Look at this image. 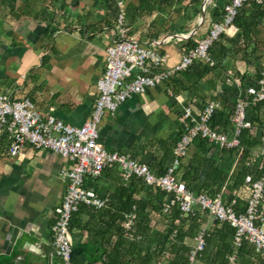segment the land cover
Returning a JSON list of instances; mask_svg holds the SVG:
<instances>
[{
    "label": "crops",
    "instance_id": "0c3cea01",
    "mask_svg": "<svg viewBox=\"0 0 264 264\" xmlns=\"http://www.w3.org/2000/svg\"><path fill=\"white\" fill-rule=\"evenodd\" d=\"M227 1L184 0L186 5L182 7L181 14L186 17L181 16V25L177 31L181 39L163 37L152 27L147 32L145 26L134 24L129 28L127 26V35L142 42L145 41L142 40L144 34L158 35L160 48L168 54L169 63L173 64L186 47V40H196L206 34ZM41 2L45 5L44 0ZM46 2L47 7H51L54 12L50 17L44 15L39 6H33V3L34 10L29 8V0H0V91L8 92L13 98H28L38 108L51 110L65 124L79 126L90 118L93 111L95 83L105 68V49L114 34L113 25H110L111 22L105 21L104 24L102 20L99 22L91 19L90 24L82 26L76 23L75 14L70 11L72 2ZM164 10L149 16L135 17L156 21L165 13ZM252 20L256 25L251 27L250 40L244 42L241 25ZM53 30L50 38L49 34ZM186 36L189 37L185 39ZM224 37L227 41L224 40L222 45L228 55L219 57L222 63L216 69L200 79L187 80L181 77L178 94H171L168 79L142 95L131 96L118 107L114 116H104L99 125L98 142L107 150L127 155L131 153L133 155L130 157L145 162L149 167L153 164L156 166L162 159L164 147L161 143L157 144L159 154L155 158H147L146 154L138 155L146 152L149 147L137 141L135 132L141 127L142 120L148 123L146 127L153 124L148 115L163 93L172 95L171 108L185 102L200 107L207 99L225 95L232 102L231 105L234 104L237 95L235 90L229 91L231 86H242L243 81L255 78L257 70H264V8L257 14L255 9L246 11L243 18H239L226 30ZM230 72L238 82L233 79V82L226 81ZM259 116L264 121V111H260ZM253 136L257 137L254 132ZM197 144L198 140H193L189 153L190 156L197 154L204 158L201 176H206L212 169L215 174V191L224 186L227 195L236 198L239 185L234 184L233 176L242 168L246 174L250 169L240 161L237 170L231 172L235 154L233 159H225L224 154L218 151V154L204 153ZM8 146L7 136H0V258H11L16 264H62L53 253L50 226L54 220V208L66 190L67 182L62 170L68 167L69 162L49 149H35L29 144L17 155L10 156ZM253 148L259 151L261 143ZM188 160L185 158L183 161L187 163ZM169 161L166 158L163 165ZM151 167L155 173L156 167L154 170ZM179 175L181 177V171ZM89 180L86 179L88 186ZM241 190L247 189L243 186ZM101 194L107 197V190L102 188ZM248 195L246 191V201ZM211 225L212 221H204L202 224L206 228ZM85 237L83 233L72 238L74 243H86Z\"/></svg>",
    "mask_w": 264,
    "mask_h": 264
},
{
    "label": "built area",
    "instance_id": "2783aa9c",
    "mask_svg": "<svg viewBox=\"0 0 264 264\" xmlns=\"http://www.w3.org/2000/svg\"><path fill=\"white\" fill-rule=\"evenodd\" d=\"M250 0H228L222 6L221 19L212 22L206 34L195 40L193 47H184L179 59L169 63V56L160 47V41H140L127 35L125 0H113L114 34L105 49V68L95 83L96 96L93 111L82 125L65 124L51 110L38 108L28 98H13L0 91V136L9 139L7 152L17 155L29 144L35 149H49L66 158L69 165L62 170L66 190L60 203L54 208V220L50 226L53 253L62 264H75L72 259L73 238L70 219L80 205L101 209L107 205V197L99 195L86 184V179L99 177L105 168L116 165L125 183L131 177L141 178L147 185H155L167 194L163 211L177 208L182 215L196 211L206 213L212 222H223L234 229L232 253L227 264H235L238 250L247 242L264 258V121L248 119L251 108L264 100V70L254 84L240 88L234 108L229 117V128L213 125L212 118L221 102L207 99L197 107L191 102L182 104L179 117L181 135L177 139L172 156L165 165L164 173L155 174L148 164L125 153L107 150L98 142L99 125L105 115L114 116L118 107L128 98L144 94L148 89L164 82L200 61L214 65L210 47L221 34L234 23L241 6ZM262 4L264 0H253ZM202 5L201 11H203ZM172 37V35H171ZM176 37V36H175ZM233 74L226 79L230 82ZM235 82L238 80L233 79ZM233 82V81H231ZM169 92V91H168ZM253 130L261 143L259 151L252 148L244 157L240 135L244 130ZM202 138L218 150H235L232 169H237L240 160L250 169L244 184L249 195L243 209L236 208L234 196H228L222 186L212 196L206 190H193L179 175L182 161L188 156L194 139ZM135 213L126 216L125 230H131ZM206 227L201 226L194 236V244L188 256V264H195L196 257L205 245ZM160 264V263H159Z\"/></svg>",
    "mask_w": 264,
    "mask_h": 264
},
{
    "label": "trees",
    "instance_id": "16d2710c",
    "mask_svg": "<svg viewBox=\"0 0 264 264\" xmlns=\"http://www.w3.org/2000/svg\"><path fill=\"white\" fill-rule=\"evenodd\" d=\"M108 2L110 0H107ZM125 3L126 16H149L154 12H160L174 5L176 0H136ZM113 0H111L112 8ZM264 4H257L253 0L244 3L239 9L234 23L245 16L246 11L255 9V14L261 12ZM222 15L216 19L220 20ZM113 25V19H112ZM253 22H243L241 25L243 41L250 40L251 27L255 26ZM54 33V30L49 34ZM227 41L224 34H221L210 47V54L214 58V65L205 62H198L191 65L184 71L170 78L169 88L173 89L174 94H178L181 89V77L187 80L200 79L211 73L221 63L219 57L228 55L227 49L222 45ZM187 48L195 45V40L188 38L185 42ZM240 51V50H235ZM245 50H243V53ZM255 56H257L255 54ZM257 58V57H256ZM223 59V58H222ZM261 70L256 71V76L251 81H243L240 88L254 84L260 77ZM168 85V84H167ZM232 88V89H231ZM230 92L237 88L231 86ZM221 102V108L217 109L213 115V125H218L224 129L229 128V117L233 111L234 104L228 96H215ZM236 99V98H235ZM235 101V100H234ZM201 107V105H200ZM264 111V100L251 108L248 119L254 122H261L259 112ZM181 131L175 136L170 150H164L169 145L165 140H161L164 152L162 159L152 165L156 167V174L160 175L165 171L163 165L166 158L171 159L172 150ZM241 143L244 146L246 157L254 145L259 144L260 140L253 136V130L244 129L240 135ZM195 140V139H194ZM198 146L204 153L221 152L225 159L232 157L235 150H218L212 144L207 143L205 139L198 138ZM206 147V148H205ZM218 154V153H217ZM169 156V157H168ZM189 157V158H188ZM187 163L182 161L179 171L181 178L186 185L193 190H206L210 195L215 194V182L212 169L201 176V166L203 157L200 155H191L186 157ZM244 161V158L240 160ZM154 166V167H153ZM237 170V169H236ZM242 168L233 176L234 184L239 185L237 193L236 208L243 209L246 204V191L248 189L244 184L245 170ZM90 186L101 196L102 188L107 190V205L101 209L88 208L80 205L78 210L72 214L70 219V232L73 238L86 235V243L73 242L72 259L75 264H188V256L194 244V236L204 223L203 214L196 211L194 214L182 215L177 208H171L168 212L163 211V203L167 200V194L161 191L157 186L145 184L141 178L131 177L127 182H123L119 169L116 165L105 168L98 178L89 180ZM220 185V184H218ZM243 186L247 189L243 191ZM241 190V191H240ZM135 213V219L131 230H125L126 216ZM234 229L226 223L212 222L211 227L206 228L205 245L196 257L195 264H227L228 255L232 253V237ZM0 264H16L11 258H0ZM235 264H264V258L260 257L254 249L243 242L238 250Z\"/></svg>",
    "mask_w": 264,
    "mask_h": 264
},
{
    "label": "rangeland",
    "instance_id": "374dc122",
    "mask_svg": "<svg viewBox=\"0 0 264 264\" xmlns=\"http://www.w3.org/2000/svg\"><path fill=\"white\" fill-rule=\"evenodd\" d=\"M47 0H44L45 5H42L41 0H29V8L34 10L33 6L40 7L43 9V14L48 15L49 17L54 14L51 7H47ZM72 2L70 6V11L75 14L76 16V23L82 26L86 24H90L91 19L94 21H101L105 23L108 22L112 25L111 19H113L116 7L115 4H112L111 8V0L108 2L107 0H68ZM137 2L136 0H125V3L130 2ZM184 1V0H183ZM182 0H176L172 8L167 7L164 11L165 13L162 14L156 21L148 19H141L137 18L132 15L126 16V23L129 27L131 24L136 26H145L147 32H150L149 28L152 27L155 30L159 31V35L161 34L163 37L166 36L167 38L177 40L181 39L180 33H177L178 29L181 25V16L185 18V14H181V9L186 3ZM33 3V6L32 4ZM51 3L52 0H51ZM70 4V3H69ZM44 6V7H43ZM39 11H42L40 10ZM58 9V7H57ZM68 10V8L66 9ZM110 10V11H109ZM111 14V15H110ZM166 14V15H165ZM110 18V19H109ZM89 22V23H88ZM62 24V23H61ZM67 28V27H66ZM64 28V29H66ZM172 35V37H171ZM176 36V37H175ZM153 37V38H150ZM159 36L153 33L144 34L142 35V40H150V41H160ZM171 94L173 95V89H170ZM171 94L163 93L160 97V100L157 103H154V108L152 112H149L150 119L152 118L153 124L146 127L148 124L146 121L142 120L140 122L141 127H138V130L135 132L137 136V141H141L144 145L148 146L149 148L144 153H138V155H147L149 158L152 156H156L159 154L157 152V144L160 143V140H165L168 142L169 145L164 146L165 150L170 148V145L173 142L175 136L181 130V124L179 122V117L182 112V105L170 107L173 102V97ZM171 100V101H170ZM155 120V121H154ZM170 150V149H169ZM137 153V152H136ZM129 155H133L129 153ZM169 157V156H168ZM203 218L205 221L211 222V219L208 215L203 214ZM210 224V223H209Z\"/></svg>",
    "mask_w": 264,
    "mask_h": 264
},
{
    "label": "water",
    "instance_id": "95a60500",
    "mask_svg": "<svg viewBox=\"0 0 264 264\" xmlns=\"http://www.w3.org/2000/svg\"><path fill=\"white\" fill-rule=\"evenodd\" d=\"M202 18H200V21H201ZM189 36H186L185 39H187ZM87 264H90V263H87Z\"/></svg>",
    "mask_w": 264,
    "mask_h": 264
}]
</instances>
